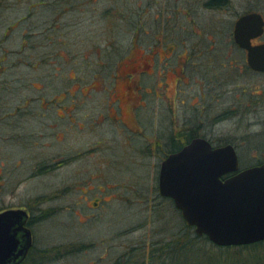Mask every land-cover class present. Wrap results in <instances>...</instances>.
<instances>
[{"label":"rangeland","instance_id":"rangeland-1","mask_svg":"<svg viewBox=\"0 0 264 264\" xmlns=\"http://www.w3.org/2000/svg\"><path fill=\"white\" fill-rule=\"evenodd\" d=\"M207 1L154 0L150 18L155 20L161 3L165 17L179 27L181 18L173 10L184 8V31L168 27L165 40H175L174 45L185 51H193L197 41H215L211 55L216 58L217 76H211L214 86L224 88L233 80L238 93L246 87L243 102L257 99L264 78L239 72L244 55L233 47V31L228 26L243 12L264 14V0H228L223 9L214 10L205 8ZM146 2L0 1V182L7 177L12 189L19 183L12 196L45 197L42 208L49 218L36 228L37 246L65 255L57 258L56 252L50 253L40 264H168V257L160 255V245L185 233V221L170 201L159 196L157 177L165 140L184 123L185 129L198 128L216 145L233 142L241 168L264 161L260 154L264 151V102L263 109L248 113L243 124L227 119L199 125L192 108L197 98L192 97L199 96L202 79L196 77L194 68L187 66L191 78L184 80L188 82L184 86L180 75L172 72L177 68L174 55L167 66L159 55L154 57L155 70L152 63L147 69L142 64V53L150 55L158 32L150 24L148 35L139 32L137 36L147 54L137 50L125 60L134 38L133 23ZM193 21L201 24L194 28L196 33ZM132 61L137 70L152 75L128 78ZM230 63L238 69H223V65L231 69ZM115 73L118 79L111 78ZM228 100L232 104L231 96L222 102ZM135 106L139 108L132 113ZM6 112L18 115L5 119ZM119 117L129 121L134 132ZM79 151L86 153L84 158L65 160ZM48 157L66 162L51 173L31 178L33 165L39 160L48 162ZM96 187L103 190L99 197L114 198L105 207L90 210L95 213L92 219L79 223L73 214L77 189ZM68 188L76 192L67 193ZM197 242V247L205 243ZM186 258L185 253L179 254V264H185Z\"/></svg>","mask_w":264,"mask_h":264},{"label":"water","instance_id":"water-1","mask_svg":"<svg viewBox=\"0 0 264 264\" xmlns=\"http://www.w3.org/2000/svg\"><path fill=\"white\" fill-rule=\"evenodd\" d=\"M264 34V18L251 13L239 19L236 44L247 51L250 67L264 72V44L252 40ZM161 196L173 200L186 225L217 247H242L264 242V163L241 169L234 145L213 148L196 138L181 151L169 155L159 172ZM22 211L0 214V264L27 255L31 234L22 242L17 222ZM27 214L24 213L23 217ZM14 254V255H13Z\"/></svg>","mask_w":264,"mask_h":264},{"label":"flooded vegetation","instance_id":"flooded-vegetation-1","mask_svg":"<svg viewBox=\"0 0 264 264\" xmlns=\"http://www.w3.org/2000/svg\"><path fill=\"white\" fill-rule=\"evenodd\" d=\"M0 1H3V0H0ZM153 1L154 0H147V2H146L147 6H145V9L142 12V15H140L139 20L133 23V25H134V38L132 40L131 49L129 50V55L124 57L125 60H128V58L130 56L132 57L134 55V53L137 52V50H143L147 54V49H143V47L141 46L142 43L139 41V39H137V36H138L139 32H144L145 35H148L150 29H152V28H154L155 30L157 29L159 33L158 32L154 33L155 34L153 36L154 41H153V44L150 45V49L148 51V54H150V55L147 56L144 53H142L145 56L143 58L142 64L145 65L144 67L147 69L149 67V63H152L151 67L153 69V67L155 65V61H154L155 58L154 57L159 55L160 60L167 66L170 64L169 60L172 59V57L174 55L176 57L175 59L177 61V68H175V69H173V71L172 70L171 71L174 72V74L180 75L179 81H181L184 86H186L188 84V82L186 83V81L184 82V80H190V78H191L190 75L188 76L186 73L187 66L191 65L192 68H194V70H195L194 74L196 75V77L199 80L202 79L201 84H200L201 89H200V92L198 93L199 96L198 97L197 96L192 97V99H194V100H196V98H197L198 104L196 102L193 103L192 108L195 107V108H193V111L198 114L197 116L195 115V118H196V121L199 123V125H202L203 123L211 124V122H221V121L227 120V119H238L240 124H243L246 121V120H244V118L247 116L248 113H253V112H255V110L260 111L263 109L262 106H263V102H264V89L261 87L257 88V90H258V92L256 93V95L258 97L257 99L250 97V100L246 99V101H248V102H243L241 99V95H246V91H245L246 87L242 86L241 93H238L237 92L238 88H237L236 84H233V80L231 82H229L228 84H226V87H224V88H216L214 86L211 76H217L215 73V70H214L216 58H215V55H214V57H211V55L215 54V50L217 47L215 41H211V40H208V41L203 40L204 42L197 41L196 44H194V46L192 48L193 51L179 50V44L176 43V45H174L175 40H173V39L166 41L164 32L166 31V29L168 27H169L168 28L169 30H171L173 27L175 30L177 29V30L184 31V24L182 22L183 17L185 16L184 8L180 9L178 7V8L173 10L175 12V17L181 18L180 23H179V27L181 28L180 29L178 27V25H176L173 22V20L167 19L165 17V12H164L163 7H161V3L158 4L160 6V7H158L159 11L157 12V15H155V17H154L155 20H158V23L154 19L150 18L151 17V11L154 9V4L152 3ZM155 2H158V0H155ZM227 3H228V0H208L207 2H205L204 5H205V8L207 10H214V9H223ZM37 6H39V5H37ZM42 6H47V4L43 3ZM167 9H168V7H167ZM251 13L261 14L264 18V14L259 10L246 11V12H243L242 14L237 15V17L234 20H231V23L228 26V28L233 31L232 32L233 47H236L244 55L242 65H240V67H239V72L244 73V74L253 73L254 75H257L259 77L264 78V72L255 71L250 67V65L248 64V59H247V51L240 48L234 40V30L236 27V23L239 21V19L241 17L248 15V14H251ZM147 15H148L149 20H146V19H148L147 17L145 18V16H147ZM142 21H144V23ZM148 24H150L149 30L147 29ZM200 26H201L200 23L193 21L192 25H191V27L193 29L192 28L191 29L194 32V31H196L194 28H198ZM200 31H202V30H200ZM194 33H196V32H194ZM198 36L200 37L201 34L198 33ZM24 41L25 40H23V43H25ZM252 44L253 45L264 44V34L260 38L252 40ZM150 56H152V58ZM1 59H3V58H1ZM119 62H122V61H119ZM119 62H118V64L120 66L121 64ZM132 62L134 63V61H132ZM235 64H236V62H235ZM235 64L230 63L231 69H229L226 65H223V69H228V70L238 69ZM136 66L137 65L135 63L132 65L131 64L129 65L130 70L126 73L128 78H132L134 76V74H139L140 77L143 74H147L149 77L152 75L151 73H149V71L137 70ZM153 70H155V69H153ZM166 71L169 72L170 70L167 69ZM203 75H207V76H203ZM70 78L75 79L76 76L75 77L70 76ZM111 78L112 79H115V78L118 79L119 75L117 77V75L115 73V76L114 77L111 76ZM239 87H241V86H239ZM182 90L185 93V90L184 89H182ZM229 96L232 97V104H229L230 100H228L227 103L222 102L223 100L226 101V99H229ZM182 101H183L182 104H184L185 100H182ZM72 106H74V105H72ZM217 106H219V109H217ZM138 108H139V106H135L132 109V113L136 112V109H138ZM18 110L21 111V109H18ZM217 111H220V113H218ZM14 115L17 116L18 114L15 112H14V114L6 112L5 113V119H7L9 116L14 117ZM135 116H134V122L137 125H140L137 122V118ZM118 120H121L120 117ZM121 121L127 127V129L134 132V130L131 129L132 126H130L129 121H123V120H121ZM183 121H184V119H183ZM239 122H238V125H240ZM184 125H185V123L182 125V128L177 129V132L174 133L173 136H170L167 140H165L166 150H165V155L163 157L161 164L169 155L181 151L185 146H187L190 142H192L196 138H204V139L208 140L212 144L213 148H217V147L227 145V144L216 145L214 141L206 138V136L204 134H201V131L198 128L185 129ZM79 127H80V125H79ZM32 136H34V135H32ZM18 138H19V142L22 143L23 139L20 136H18ZM168 143H169V148H168ZM34 144L36 147L38 146V144L36 142ZM263 145L264 144L262 143V146ZM21 146L24 147V144L22 143ZM75 154L76 155H71L70 157L65 158V160L71 159V158L76 159V158H79L80 156L82 158H84L83 155H86V153H82L81 151H79L78 153H75ZM260 154L264 155V151H262ZM54 158L55 157H48V159H49L48 162L40 161V160L37 161L33 165L34 171H33V173L31 172L32 173L31 178H36L38 176H42V175H46L48 173H51L52 171L59 168V166L61 164L66 162L65 160L63 162H60V163L56 162V161H51ZM161 164H160V167H161ZM20 165H21V163L19 162L17 164L18 170H19ZM3 168H5L4 162L1 165V169H3ZM159 172H160V168H159ZM6 173H4V175L6 174L7 176H9L7 168H6ZM6 179H7V177L5 178V181L0 182V214L5 213V212H9V211H22L23 216H24V213H26L27 214L26 217L22 216V218L20 220H17V222H23L20 226L21 229H18V231L20 232V233H18V235H19V237H21V242H22L23 236L25 235L24 230L29 231L31 234V245L28 249L27 255L21 259H17V260L11 259V261L8 262V264H40L46 257H48V259H49L50 253L56 252L55 257H57V258H60V256L65 255L64 253L60 252V250L55 249V248L53 249L54 251L51 249L50 250L45 249V251H49V253L48 254H42L41 251L43 249L38 248V246H37L38 241H37V236H36V230H37L36 228H38L39 225L43 221H46V219L49 218L48 212L42 208V201L44 200L45 197L33 195L27 199V198L23 197L22 194L12 196V194L15 192V189L18 187L19 183H16L15 187L12 189V187L11 188L9 187L8 181ZM157 179H158L157 189L159 191V173H158ZM73 191L76 192V190H73L71 188L67 189V193H71ZM97 191H99V192H97ZM102 191L103 190L99 187H96V189L95 188L94 189H88L87 188L85 190L77 189V192H79V193L77 195V201H76L75 207L73 209V214L78 218L79 223L92 219L91 217H94L95 213L92 211L89 212L90 210L95 211V210H98L100 208H103V207H105V205H107L112 200V198H114L112 196V198L109 197V199L107 200L103 196L99 197L98 193H103ZM159 196L162 197L163 199L167 200V201H170L172 203V205L174 206V208H176L173 200L170 198H166V197L161 196L160 191H159ZM177 211H179V210H177ZM82 218H84V221H81ZM71 253H73V250L71 251ZM71 253H69V254H71ZM116 263H114V264H116Z\"/></svg>","mask_w":264,"mask_h":264},{"label":"trees","instance_id":"trees-1","mask_svg":"<svg viewBox=\"0 0 264 264\" xmlns=\"http://www.w3.org/2000/svg\"><path fill=\"white\" fill-rule=\"evenodd\" d=\"M224 144L234 145L231 141ZM263 163L264 161L260 160L255 165ZM184 227L185 233L169 243L165 242L160 245V255L168 257V264H179L178 257L181 253H185V258L192 254L191 258H186L185 264H264V242L242 247H217L206 237L197 236L194 228L188 227L186 223ZM198 240H204V245L197 247ZM41 253L48 254L49 251L42 250ZM116 264L120 262L117 261Z\"/></svg>","mask_w":264,"mask_h":264}]
</instances>
